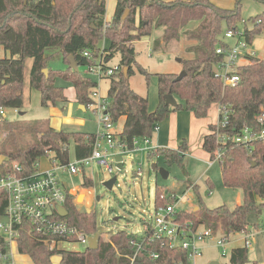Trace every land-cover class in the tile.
Masks as SVG:
<instances>
[{
    "label": "trees",
    "instance_id": "trees-1",
    "mask_svg": "<svg viewBox=\"0 0 264 264\" xmlns=\"http://www.w3.org/2000/svg\"><path fill=\"white\" fill-rule=\"evenodd\" d=\"M256 1L264 4V0ZM115 2L113 16L106 22L105 0H0V47L4 50V55H0V108L22 107L27 58L32 59L29 86L40 93L42 106L60 103L61 109L66 110L68 99L64 95V87L56 84L57 78L70 82L76 102L87 106L93 102L89 89L97 82L79 70V66L92 62L83 55V51L89 50L96 55L98 50H103L106 65H113L111 61L118 56L115 62L118 68L107 78L109 86L105 97L112 122L117 123L124 117L119 138L129 148H132L134 137H151L157 124L170 112L188 110L201 118L207 115L213 103L227 108L226 125L219 129L220 133L235 134L245 127L251 131L264 128V57L248 55L246 62L238 68L240 79L234 86L225 85L213 70L219 59L215 49L225 44L220 36L222 24L227 29L239 30L242 0H234L233 8L218 7L210 0ZM249 22L250 27L245 25L241 29L245 40L250 43L256 34H262L264 38V11L251 16ZM156 30H161V36L153 39L152 51L160 50L170 40H178L182 36L193 41L185 48L191 56L182 60L186 71L182 78L178 79V74L172 72L151 73L136 61V41L152 36ZM103 39H107L109 44L101 49L98 45ZM57 55L61 56L64 68L50 65ZM69 55L77 62V71L69 67ZM136 72L145 77L147 84L152 74L157 77L158 102L151 111L147 96L140 95L129 84L128 77ZM167 94L176 98L175 106L166 104ZM13 128L6 117L0 116V135L9 137ZM216 128V124L209 125L210 133L203 137L202 147L211 159H214L217 149L221 151L217 161L222 183L225 187L240 188L242 199L233 208L226 204L214 208L198 204L196 211H176V218L181 223L191 222L193 229L208 227L227 238L231 233L247 232L251 225L249 217L254 215L260 219L264 211V138L245 143L229 140L222 144L217 142ZM35 133L39 139L28 148L16 145L12 149L0 145V155L3 156L0 170L17 163L23 172H33L34 164L49 153L52 154L49 160L64 164L69 160L70 145L77 159L89 155L92 150L94 133L91 132L55 129L46 123ZM186 150L185 140L177 148L165 149L162 153L164 164H176L185 169L183 159ZM147 154L154 153L150 151ZM92 185V178L84 176L82 186ZM6 201L5 192L0 190V216L5 214ZM177 201L174 194L162 192L156 186L155 208ZM65 207L66 216L62 217L57 212L53 216L63 218L89 234L96 232L94 211L77 210L74 195L67 196ZM199 211H202V216H199ZM258 223L255 221L254 227ZM16 228V249L18 253L27 254L33 264H53V255H60L59 264H128L126 255L133 253L132 234L125 230L112 234L107 240L99 238L95 249L69 251L51 247L50 241L61 240L59 236L48 234L44 237L49 240L44 242L27 220ZM155 246L160 255L148 264H174L176 260L186 259L184 251L170 247L166 240L157 241ZM9 250V241L0 236V264H12ZM247 262L248 246L244 245L232 247L229 260L224 264ZM252 264L258 263L253 261Z\"/></svg>",
    "mask_w": 264,
    "mask_h": 264
},
{
    "label": "rangeland",
    "instance_id": "rangeland-1",
    "mask_svg": "<svg viewBox=\"0 0 264 264\" xmlns=\"http://www.w3.org/2000/svg\"><path fill=\"white\" fill-rule=\"evenodd\" d=\"M170 1V0H164ZM218 7L233 8L234 0H210ZM114 0H105L106 12L105 19L111 20L114 10ZM264 11V4L256 0H242L240 17L238 21L239 31L246 25L250 27L249 18ZM227 30L226 25L222 24V33L220 36L223 40L231 45L236 43V38H225L224 34ZM161 36V30L153 32L152 36L141 38L136 41V61L142 65L147 71L151 73L156 72H176L179 74L183 69L181 68L183 58L191 56L186 52L185 48L193 41L185 36L178 40H170L162 49L152 51L153 39ZM102 46V43L98 45ZM247 47L255 53L258 58L264 57V38L262 34H256ZM151 49V51H150ZM3 49L0 47V55H4ZM8 55V52H6ZM181 58L179 62L177 59ZM118 60L116 56L111 62L115 63ZM32 65V59L27 58L24 66V81H23V105L21 108H4L6 118L13 124V132L9 137L0 135V145L7 146V148L14 149L15 146L28 148L33 142L39 139V135L35 133L36 129L44 128L46 123H57L58 119L68 117L69 124H54L53 127L61 128L66 131H83L96 133L98 130V116L92 111V107H86L85 111L78 108L76 101H71L67 104L68 110H62L61 104L49 105L44 107L40 104V93L30 88L29 86V72ZM50 65L53 68H64L65 64L61 56H55ZM79 70L86 73L85 66H79ZM131 87L140 95L148 96L149 107L155 105L157 101V77L152 74L148 81L139 72L134 73L128 77ZM56 84L64 87L65 94L72 98V85L68 81L60 78L56 79ZM109 82H99V93H107ZM154 103V104H153ZM152 110V109H151ZM150 110V111H151ZM208 114L205 118L196 119L194 126H189L188 121L184 127L193 129V134L197 131V124L199 126L198 132L195 134L196 139L194 146L188 150L184 157L185 169L174 164L167 166L159 155L163 153L161 149L155 151V154L148 156L146 151L139 149L128 150L122 155V168H118L115 164L114 170L109 173L104 165H99L96 162L85 166L83 172L65 173L61 172L56 167L55 172L68 189H75L76 208L79 211H94L96 213V234H99L101 240H107L112 234L125 230L127 232L135 233L142 229V218H150L154 215V198L156 193V186L162 192L173 194L178 197V201L174 204L176 211H191V209L202 204L207 208H214L218 205L226 204L229 208H233L241 199L242 191L240 188L225 187L222 183L220 165L217 158L211 159L208 155L202 154L201 140L203 134L198 139L201 129H206L207 123L211 120H217V104H212L208 109ZM23 112V114H20ZM178 112V111H176ZM82 118L83 123H74L73 120ZM219 120V119H218ZM217 120V122H218ZM59 125V127H58ZM123 120L117 121L115 129L121 131ZM8 133V132H6ZM155 134V131L152 135ZM186 140H188L186 138ZM200 141L199 146L196 145ZM152 146L151 142L149 143ZM69 161L75 160L73 153V146H69ZM0 155V159H1ZM52 154L43 156L38 161V168L40 171L53 168L54 164L49 160ZM112 161V159L110 158ZM207 161H211L209 165ZM164 167L168 170L169 175L163 178L158 174L157 170ZM139 170V173L137 171ZM84 176H89L93 180V185L90 187L82 186ZM115 176L116 180L111 189L104 186L103 182ZM207 180H209L207 182ZM211 189V190H210ZM210 191V192H209ZM80 195V198H79ZM98 197V199H97ZM200 200V201H199ZM200 202V203H199ZM198 208L194 209L196 211ZM202 212V211H201ZM198 212L199 216L202 213ZM254 215L249 217L251 222L250 229L254 230V220H258L259 224L264 223V211L259 218ZM3 220H5L3 218ZM242 236L238 233H231L229 239L225 241L223 246H217L216 240H207L202 244V256L196 257L195 264H209L211 261H218L220 264L227 263L229 260L230 247L242 245ZM251 244L248 246V260L247 264H252L256 261L258 264H264V226L254 234ZM14 246L16 242H10ZM57 248L69 251H84L88 248V244L79 240L73 241H58ZM223 247L225 250L223 251ZM18 253V251L15 249ZM53 264H58L59 255L51 256ZM25 264H31L26 260Z\"/></svg>",
    "mask_w": 264,
    "mask_h": 264
},
{
    "label": "built area",
    "instance_id": "built-area-1",
    "mask_svg": "<svg viewBox=\"0 0 264 264\" xmlns=\"http://www.w3.org/2000/svg\"><path fill=\"white\" fill-rule=\"evenodd\" d=\"M224 37L236 38L237 40L234 45L223 40L225 44L215 49L219 59L213 70L225 85L234 86L240 79L239 66L246 62L248 55L255 56V53L247 47L248 42L245 40L242 30L227 29ZM83 55L92 60L90 64L85 66L86 74L94 77L97 82L89 89L93 102L89 103L88 106L92 107V110L98 116V130L94 133L92 150L89 155L79 159L75 158L73 162L68 160L64 164H58L51 161L54 167L43 171L38 168L39 160L34 164L35 170L30 173L23 172L21 166L17 163H14L10 168H6V170H0V190H3L7 196L5 214L0 216V236L8 240L9 243L16 242L15 238L18 235L16 225H20L23 220H27L41 235L44 242H48L49 239L44 237L48 234L62 238L61 240L52 239L50 241L51 247L56 246L58 241L68 240H79L89 244L88 238L95 235L96 232L89 234L70 224L67 220L53 216L54 212L60 215L58 207H65L68 195L76 196L75 189L66 188L54 168L56 167L61 172L73 174L83 172L85 166L96 162L99 165H104L111 173L115 164L120 162L116 160V156L120 155L122 162V155L126 153L125 149H139L147 153L158 150L157 147L149 145V137H134L132 148L120 141L119 132L115 129L116 123L112 122L107 112L108 100L105 96L100 95L98 89L99 82L116 72L118 65H106L103 50H98L96 55H93L89 50H85ZM219 112L220 119L216 123L217 142L225 144L230 140L245 143L252 139L264 138V128L259 131H251L245 127L235 134L220 133L219 129L226 125L227 108L220 105ZM0 116L6 117L5 110L2 107L0 108ZM258 120L261 123L263 122L261 116L258 117ZM220 155L221 151L217 149L215 157L218 159ZM209 164H211V161H209ZM174 204L169 203L157 208L154 207L153 216L141 219V231L128 232L132 234L130 243L133 249L132 254L126 255L129 261L128 264H148L149 261H155L160 254L154 249V246L157 241L161 240H166L170 247L186 253L185 261L182 259L176 260L174 264H195V258L202 256V244L207 240H216L217 246H223L227 239L213 232L212 229L208 227L193 229L191 222H179L176 218ZM249 237L250 235H247L245 241L247 246L251 244Z\"/></svg>",
    "mask_w": 264,
    "mask_h": 264
},
{
    "label": "crops",
    "instance_id": "crops-1",
    "mask_svg": "<svg viewBox=\"0 0 264 264\" xmlns=\"http://www.w3.org/2000/svg\"><path fill=\"white\" fill-rule=\"evenodd\" d=\"M115 1V0H114ZM115 3L116 2H114V8H115ZM106 12V11H105ZM113 13H114V10H113ZM113 16V15H112ZM105 21L106 22H108V21H110V20H106L105 19ZM148 37V36H147ZM150 37V36H149ZM142 38H145V37H142ZM141 40V39H140ZM139 41V40H138ZM137 41V42H138ZM102 46L100 47V48H102V49H104V48H106V47H108V44H109V42H108V40L107 39H103L102 40ZM136 44V43H135ZM150 51H151V49H150ZM151 52H153V51H151ZM111 64H113V65H115L116 63H112L111 62ZM181 66H182V64H181ZM182 69H183V67H181ZM157 73V72H156ZM173 73H176V72H173ZM102 82H106V81H108V79L106 78V79H102L101 80ZM100 81V82H101ZM109 82V81H108ZM130 84V83H129ZM131 86V85H130ZM132 88V87H131ZM71 89H72V98L70 99L66 94H65V92H64V95L66 96V98L68 99V102H69V104L71 103V101H76L75 100V91H74V88H73V86L71 87ZM108 89V88H107ZM133 89V88H132ZM134 90V89H133ZM135 91V90H134ZM138 93V92H137ZM101 95V94H100ZM106 95V93H103V97ZM147 98H148V96H147ZM158 98V97H157ZM68 102H67V104H68ZM156 103H155V105L153 106V107H149V103H148V109L149 110H153L154 108H155V106H156V104H157V102H158V99H157V101H155ZM67 104H66V111L68 110V107H67ZM154 104V103H153ZM214 104V103H213ZM215 104H217V120L219 119V116H220V105L218 104V103H215ZM212 105V104H211ZM81 106V107H80ZM89 107V106H88ZM211 107V106H210ZM209 107V108H210ZM78 108L79 109H81V110H83V111H85V109H86V107H84L83 105H81V104H78ZM92 109V108H91ZM93 111V110H92ZM209 111V110H208ZM94 112V111H93ZM208 114V113H207ZM206 117V116H205ZM205 117H201V118H205ZM196 119H200V118H197V117H195L194 115H193V113L192 112H190V111H188V110H178V112H176V111H172V112H170L168 115H167V117L163 120V121H161V122H159L158 124H157V126H156V128H155V134H153L151 137H149V143L151 142V144H152V146L153 147H157L158 149H161V151L162 152H164V150L165 149H167V148H177L180 144H181V142L183 141V140H185L186 141V143H187V150L184 152V155H186L187 153H188V150L190 151V148H192L193 146H194V141H195V139H196V136H195V134L198 132V129H199V126H198V124H197V131L193 134V129L192 130H190V127H188V128H185L184 127V125H185V123L188 121V124H189V126L191 125L192 127L194 126V123H195V121H196ZM124 121V117H121L120 119H119V121ZM217 120H211L209 123H207L206 125H207V127H206V129H201V133H200V135H199V137H198V139L200 138V136H201V134H203V137L206 135V134H208V133H210V129H209V125L210 124H216L217 123ZM73 122L74 123H78V124H82L84 121H83V119L82 118H77V119H74L73 120ZM49 123V125L50 126H54V124H59V125H61V124H69L70 123V120L68 119V117H62V118H60V119H58V121H57V123H54V122H52V123H50V122H48ZM59 125H58V127H59ZM97 125H98V123H97ZM53 128H55V127H53ZM55 129H61V128H55ZM117 132H121V131H117ZM186 138L188 139V140H186ZM199 143H200V141L198 142V140H197V143H196V145H198L199 146ZM202 143H203V139L201 140V147H202ZM203 148V147H202ZM203 151L204 152H202V154H205V155H208L209 156V154L203 149ZM154 154H155V152H153ZM156 155V154H155ZM156 156H160L161 158H162V153H161V155L159 154V155H156ZM207 163L209 164V161H207ZM210 165V164H209ZM209 180H207V182H208ZM211 190V189H210ZM210 192V191H209ZM174 194V196H176V194L175 193H173ZM80 196V195H79ZM177 197V196H176ZM178 198V197H177ZM241 201V200H240ZM240 201L238 202V203H240ZM237 203V204H238ZM196 208H198V205H196V206H194L191 210H194V209H196ZM262 213V212H261ZM256 219V218H255ZM260 220H262V219H260ZM254 221H256V220H254ZM264 226V223H262V224H259L257 227H255L254 228V230L255 231H252V229H248V231L247 232H236V233H238V234H241L242 236H244V237H242V241H243V244L242 245H238V246H244V245H246L245 244V241H246V239H247V235H250V237H249V239H251L252 240V238L254 237V234L256 233V232H258L259 231V229L261 228V227H263ZM218 235L220 234L219 232H216ZM229 236H230V234L228 235V237L226 238L227 240L229 239ZM13 243H11L10 244V250H9V254H10V256H11V259H12V264H25L26 262V260H28V261H30V263L31 264H33V262H32V260H31V258L27 255V254H17V252L15 251V249H16V244L13 246L12 245ZM232 247H237V246H232ZM232 247H230V250H231V248ZM17 250V249H16ZM229 253H230V251H229ZM59 261H60V255H59ZM59 261H58V264H59ZM214 261V260H213ZM248 263V262H247ZM246 263V264H247ZM220 264V263H219Z\"/></svg>",
    "mask_w": 264,
    "mask_h": 264
},
{
    "label": "water",
    "instance_id": "water-1",
    "mask_svg": "<svg viewBox=\"0 0 264 264\" xmlns=\"http://www.w3.org/2000/svg\"><path fill=\"white\" fill-rule=\"evenodd\" d=\"M128 11H126L127 13ZM126 13L123 15L125 17ZM179 62L181 61V58L177 59ZM68 61H69V67H71L73 70L77 71L78 70V64L75 61L74 57L72 55L68 56ZM45 72H47V70H44ZM186 74L185 70H182L179 74H178V79L182 78L184 75ZM177 103L176 98L172 95V94H167L166 95V104L168 105H172L175 106V104ZM81 107V106H80ZM20 114H23V112H20ZM3 159V156H1V160ZM116 160L120 161L118 162L117 166L118 168H122V162H121V156L117 155L116 156ZM153 170H157L158 174H160L163 178H167L169 175V172L166 168L164 167H160L158 169H156V166H153ZM116 178L115 176L111 177L110 179L106 180L103 182L104 186L108 189H111L113 183L115 182ZM80 198V196H79ZM98 199V197H97ZM58 212L61 216H66L67 215V210L65 207H58ZM89 240V244H88V248H92L95 249L98 247V241H99V236L98 234H95L93 236H90L88 238ZM209 264H219L218 261H211Z\"/></svg>",
    "mask_w": 264,
    "mask_h": 264
}]
</instances>
